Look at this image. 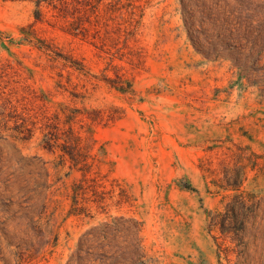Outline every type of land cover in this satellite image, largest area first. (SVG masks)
Masks as SVG:
<instances>
[{"label": "rangeland", "instance_id": "obj_1", "mask_svg": "<svg viewBox=\"0 0 264 264\" xmlns=\"http://www.w3.org/2000/svg\"><path fill=\"white\" fill-rule=\"evenodd\" d=\"M35 1L0 0V167L31 188L47 169L57 241L20 264H66L112 218L139 223L144 264H264V0ZM45 114L90 148L103 208L89 187L70 214L82 176L43 148ZM240 193L258 207L232 240L209 222Z\"/></svg>", "mask_w": 264, "mask_h": 264}, {"label": "trees", "instance_id": "obj_2", "mask_svg": "<svg viewBox=\"0 0 264 264\" xmlns=\"http://www.w3.org/2000/svg\"><path fill=\"white\" fill-rule=\"evenodd\" d=\"M77 4L93 7V0H81ZM46 4L54 10L60 6L59 11L67 12L68 0H36L37 8ZM78 13L81 8H74ZM40 14H37L39 16ZM66 19V14L60 16ZM79 31V28H76ZM120 91L126 92L120 86ZM87 113V120L92 123L115 121L110 115H104L102 111ZM23 119V120H22ZM22 125L17 128L21 138L26 140L32 135V129ZM43 148L49 151L58 149L60 157L69 164L71 170L81 173L82 179L74 184V204L77 207L71 209L70 214L75 216L85 213L86 208L78 206L77 195H86L87 189L92 188V193L97 199L93 202L98 208L104 207V196L97 195L96 189L100 187L94 178L89 179L94 156L90 155V148L81 145V138L71 127L66 131L54 123L46 114L42 117ZM68 121H71L68 119ZM68 121L66 123L68 124ZM35 125V123H32ZM44 169V182L39 184L42 188H31L22 173L11 172L8 168L0 167V261L3 264H20L30 261L34 256L40 255L50 246L56 244L57 238L53 229L49 226L47 218V194L49 185L48 171ZM244 172L233 178H225L223 187L239 188L244 179ZM103 194V193H100ZM254 196L245 197L242 193L232 197L225 206V212L213 215L209 222L212 228H218L221 234L230 235L232 240H238L236 224H242L251 215L255 214L258 204L253 201ZM253 201V202H252ZM141 229L137 221L133 219L112 218L108 222L100 223L86 231L78 240L75 251L71 254L66 264H144V253L141 240ZM4 248L5 254H2ZM14 248V250H10Z\"/></svg>", "mask_w": 264, "mask_h": 264}]
</instances>
